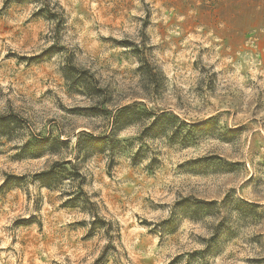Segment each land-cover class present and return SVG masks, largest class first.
Listing matches in <instances>:
<instances>
[{
  "label": "rangeland",
  "instance_id": "obj_1",
  "mask_svg": "<svg viewBox=\"0 0 264 264\" xmlns=\"http://www.w3.org/2000/svg\"><path fill=\"white\" fill-rule=\"evenodd\" d=\"M0 264H264V0H0Z\"/></svg>",
  "mask_w": 264,
  "mask_h": 264
},
{
  "label": "trees",
  "instance_id": "obj_2",
  "mask_svg": "<svg viewBox=\"0 0 264 264\" xmlns=\"http://www.w3.org/2000/svg\"><path fill=\"white\" fill-rule=\"evenodd\" d=\"M62 73L65 81H70L72 86L81 89L83 88L82 90L85 91L87 90L88 93H91V90L95 91L94 87H92L93 83H95L93 82L94 80L91 77L81 78L79 74L80 71L77 68H75L73 65L66 64L63 68ZM81 74L86 76L84 72H81ZM94 141H98V140L94 139ZM40 176L42 178L41 182L47 187L51 186V184L56 182L58 179H61L59 175L57 176L56 174H54L52 169H50L49 171L42 172ZM65 177H72V176L71 174H66Z\"/></svg>",
  "mask_w": 264,
  "mask_h": 264
}]
</instances>
